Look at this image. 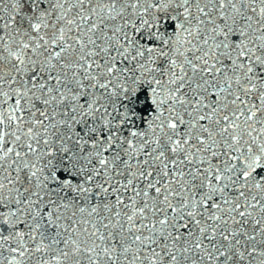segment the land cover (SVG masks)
I'll return each mask as SVG.
<instances>
[{
  "label": "snow or ice",
  "instance_id": "snow-or-ice-1",
  "mask_svg": "<svg viewBox=\"0 0 264 264\" xmlns=\"http://www.w3.org/2000/svg\"><path fill=\"white\" fill-rule=\"evenodd\" d=\"M0 264H264V0H0Z\"/></svg>",
  "mask_w": 264,
  "mask_h": 264
}]
</instances>
